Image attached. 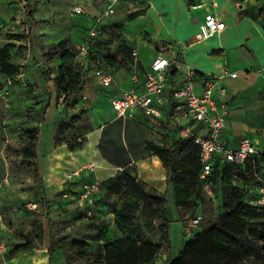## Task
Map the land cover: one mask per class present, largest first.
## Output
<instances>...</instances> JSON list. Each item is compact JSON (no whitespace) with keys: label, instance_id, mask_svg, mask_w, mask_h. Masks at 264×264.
<instances>
[{"label":"crops","instance_id":"0c3cea01","mask_svg":"<svg viewBox=\"0 0 264 264\" xmlns=\"http://www.w3.org/2000/svg\"><path fill=\"white\" fill-rule=\"evenodd\" d=\"M101 1L100 7L91 5L90 0L75 3L74 6L82 7L84 14H74L72 10L74 6L70 8L69 17L78 29L87 32L88 29L96 26V17L105 8V0ZM19 6L22 7V4L17 0H0V49L7 47L8 61L17 66L18 77H26L31 81L33 74L37 90H46L49 93L38 98L43 99L48 96L49 100L45 105L44 121L38 127L35 152L36 158L45 152H52L51 159L54 160L55 153L64 154L62 151H54L53 141L55 131L53 121L58 109L64 107L59 103L57 87L53 81L58 75V67L52 70L51 79L44 80L42 76L39 78L28 60L31 49H18L20 40L13 34L25 28L20 24L22 18L19 17L21 9ZM115 8L113 14L120 11L118 15L111 19L103 18L99 26L122 23L121 38L125 39L137 53L136 67L141 82L144 73L150 69L159 43H167L175 48L183 63L198 73L195 84L197 91L201 90L202 74L205 76L218 75L224 71L236 72L234 78L228 75L223 77L213 92L215 100L225 102L228 109L222 140L227 147L235 148L241 138L247 137L260 146V140L264 139V132H259L264 126V0H120ZM87 11L91 16H88ZM207 13L218 16L224 22V28L212 37L202 39L199 36V24L203 22ZM130 14L134 15L132 19L128 18ZM139 20L143 21L141 27L132 26L133 22ZM145 29L153 33L151 36L153 41L142 38L141 33ZM108 31H111L110 28ZM86 32L84 34L80 32L76 36V47L83 41ZM98 36H101V33ZM102 38L106 43L112 41L109 45L115 47L117 41L119 42V38L107 32L102 34ZM160 39L163 42L157 43ZM145 46L150 47L149 52L144 49ZM17 61L18 64H15ZM75 61L77 66L83 69L86 91L87 88L90 90L99 88L108 93L105 103L103 101L101 103L108 108L110 119L97 127L94 134L85 136L89 149L93 141V148L96 147L99 156L97 157L94 152L91 153V157L98 163L97 176L106 179L119 171L126 170L137 179L144 192L158 197L165 196L167 203L174 205L165 168L157 155L145 149L147 141L167 146L172 142V138L177 137L175 127L178 122L172 115L173 107L162 106L160 118L144 116L140 110L135 111L133 118H115L110 101L132 86L130 78L132 65L117 69L109 67L105 61L100 62L97 58L82 55L77 56ZM98 64L100 66L102 64V68L112 76L111 84L107 87L100 86L94 76ZM182 71L170 75V86L181 81ZM7 76L0 72V85L13 89V84L6 86ZM221 89L224 90L223 93ZM153 127L165 134L164 140L153 139L151 130ZM104 137L106 143L101 147ZM69 154L77 158L72 151ZM69 161L73 163L74 159ZM52 183L50 182L49 185L51 186ZM48 245L49 234L47 248L44 247L42 250L45 254L37 250L39 254L41 253L40 264H45L43 261L45 256H47L46 264H49Z\"/></svg>","mask_w":264,"mask_h":264},{"label":"rangeland","instance_id":"374dc122","mask_svg":"<svg viewBox=\"0 0 264 264\" xmlns=\"http://www.w3.org/2000/svg\"><path fill=\"white\" fill-rule=\"evenodd\" d=\"M17 1L22 4V7L19 6L21 8L19 17L22 18L20 24L25 26L19 31L11 29L15 31L14 37L20 40L18 49L30 48L28 60L34 73L39 78L42 76L44 80L51 79L52 70L61 64L63 50H70L76 57L79 56L75 38L80 32L84 34L86 31L77 28L70 19L69 13L70 8L82 0ZM90 1L94 6L100 7L102 4L101 0ZM119 12L105 19L114 18ZM88 16H91L90 12ZM141 23L143 21H135L132 26L141 27ZM141 34L145 40H154L151 37L153 33L149 29H145ZM159 42L163 40L160 39L157 43ZM144 49L150 51L149 46H145ZM172 50L175 52L176 49ZM15 64H18V61ZM11 79L13 89L0 85V92L4 90L0 93V264H38L33 255L29 254L33 249L8 261L5 258L9 250L24 241L23 234L30 231L36 222H40L43 226L42 249H37L40 251L44 247L47 248L49 221L53 222L54 235H67L68 240L85 241L88 244L86 251L93 249L97 243L103 244L105 238L116 237L119 231L114 225L111 211L114 207H120L123 200L115 195L104 194L101 187L92 203L81 201L78 196L86 180L97 182L98 185L105 180L97 176L98 163L90 156L92 152L99 156L96 147L89 152L85 136L94 134L97 127L106 123L111 117L108 108L101 103L108 97L107 91L99 88L92 90L87 88L86 91L83 80L81 87L72 97L71 105L67 107L64 105L57 111L53 121L55 128L60 122L68 123L63 139H73V141L70 144L63 143L59 147L54 144V151H62L66 160L74 159L72 164L54 156V160L51 159L52 152L49 151L30 163L22 157L21 147L27 142L26 131L38 129L44 121L45 105L49 97L38 98L49 93L46 90H37L33 74L31 81L26 77H18L17 72ZM151 130L153 139L164 140L165 134L161 130L155 127ZM259 132H264V126ZM105 143L106 137L102 139L101 147ZM71 144H76V150L72 151L77 155L76 159L69 154ZM260 146L264 147V139L260 140ZM68 174H71V177L66 179ZM50 182H53L51 186ZM216 189L215 202L201 193L198 197L193 195L187 206L176 208L171 203L168 204L172 257L178 254L184 242L193 233L201 229L199 225L189 226L187 233L185 221L189 217L200 214L204 218L208 215L215 216L219 212L217 206L221 201V193L219 188ZM160 222L161 219L154 220L156 226ZM97 234L104 236V240L96 241L94 238ZM149 238L154 242L163 241L162 234L158 230L150 234ZM39 255L41 257V253ZM46 257H44L45 264ZM83 260V258H71L66 262L62 250L58 249L53 253L49 264H72ZM165 260L166 251L163 244L156 261L158 264H164Z\"/></svg>","mask_w":264,"mask_h":264},{"label":"trees","instance_id":"16d2710c","mask_svg":"<svg viewBox=\"0 0 264 264\" xmlns=\"http://www.w3.org/2000/svg\"><path fill=\"white\" fill-rule=\"evenodd\" d=\"M133 16L130 14L128 18L132 19ZM100 29L101 36L97 35L91 41L93 47L89 56L100 62L105 61L109 67L130 66L133 48L121 38L122 23L103 25ZM105 32L119 38L115 48L102 38ZM75 57L72 51L63 50L58 75L53 79L58 94L64 95L65 107L71 105L74 93L83 82V69L77 66ZM8 60V50L4 46L0 49V72L12 77L17 72V66ZM67 127L66 122L56 126L53 136L56 146L73 141L63 139ZM37 134V128L27 130V142L21 147L22 157L30 163L36 160ZM75 147L76 144H71L69 149L73 151ZM145 149L157 155L165 168L176 208L187 206L193 195L198 197L203 193V181L199 179V146L192 139L172 138L167 146L147 141ZM53 156L72 163L60 152ZM261 171H264V147L241 165L216 157L208 179L220 189L219 212L215 216L201 217L200 231L193 233L173 257L170 254V212L166 197L147 194L134 176L126 170L119 171L98 185V192L101 187L104 194L123 200L120 207H114L111 211L119 234L112 239L105 238L103 244L97 243L93 249L86 251L88 244L85 241L68 240L67 235H54L53 222L49 221V260L56 250L61 249L66 262L71 258L84 259L72 264H158L156 259L164 244V264H264V206H253L247 202V185L254 182V173ZM98 192L94 194L93 201ZM155 219H161L157 226ZM155 230L162 234L161 243L149 238ZM42 238L43 226L36 222L30 231L23 234L24 241L5 254L6 260L33 249L30 254L40 264L42 258L36 248L41 247ZM94 239L102 241L104 236L97 234Z\"/></svg>","mask_w":264,"mask_h":264},{"label":"built area","instance_id":"2783aa9c","mask_svg":"<svg viewBox=\"0 0 264 264\" xmlns=\"http://www.w3.org/2000/svg\"><path fill=\"white\" fill-rule=\"evenodd\" d=\"M120 0H105V8L96 17V26L87 30L83 41L78 45V54L89 56L91 40L101 33L100 21L115 12ZM73 13L84 14L82 7H73ZM224 28V22L216 15L207 13L203 22L199 24V36L208 39ZM167 43H159L156 46V55L153 58L150 69L144 73L142 82L136 67L137 53H131L132 86L123 90L110 101V107L115 118H133L135 111L140 110L144 116L160 118L162 106L173 107V117L178 122L175 127L176 139L190 138L199 146V160L201 169L199 179L203 181L202 190L211 200H216V187L209 180L213 160L216 157L223 158L226 162L241 165L252 154H258L260 146L244 137L238 141L235 148L227 147L222 140V133L226 126L228 109L225 102H217L214 90L226 75L231 78L237 73L224 71L218 75H203L201 78V90L197 91L195 84L197 72L192 67L183 63L177 52ZM76 60V57H75ZM183 70V71H182ZM182 71V79L174 86H170L171 74ZM94 76L100 86L107 87L111 84V74L99 64L94 70ZM12 85V79L7 76L6 86ZM168 91V94H167ZM222 93L223 89L220 90ZM169 96V98H168ZM59 103L65 105L64 95L58 94ZM68 174L66 179H69ZM98 191L97 182H85L79 192L81 201L92 203L94 194ZM249 194L247 202L253 206H264V171L254 173V182L247 185ZM201 221V215L189 217L186 223V232L189 226H197Z\"/></svg>","mask_w":264,"mask_h":264},{"label":"bare ground","instance_id":"6f19581e","mask_svg":"<svg viewBox=\"0 0 264 264\" xmlns=\"http://www.w3.org/2000/svg\"><path fill=\"white\" fill-rule=\"evenodd\" d=\"M89 149V148H88ZM93 151V141L90 143V151L89 152H92ZM86 153V152H85ZM87 154H89V153H87ZM91 157V156H90ZM92 161V160H91ZM66 173V172H65ZM64 173V174H65ZM65 176V175H64Z\"/></svg>","mask_w":264,"mask_h":264}]
</instances>
